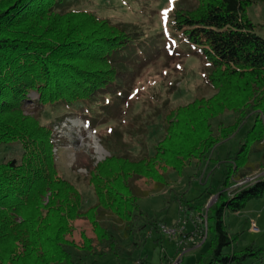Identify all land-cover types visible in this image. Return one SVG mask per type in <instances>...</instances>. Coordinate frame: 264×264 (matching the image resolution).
<instances>
[{
  "label": "trees",
  "instance_id": "1",
  "mask_svg": "<svg viewBox=\"0 0 264 264\" xmlns=\"http://www.w3.org/2000/svg\"><path fill=\"white\" fill-rule=\"evenodd\" d=\"M61 2L0 0V147L18 143L23 149L20 162H0V264H86L68 249L97 258L116 256L117 240L100 225L98 214L110 213L130 225L144 218L130 179L164 186L165 172L180 174L186 161L195 165L208 161L250 115L253 124L237 151L216 161L223 169L218 182L213 183L210 174L197 197L175 198L202 216L201 197L219 195L206 215L209 250L197 264H242L264 258V247L254 244L223 252L238 239L227 233L225 214L240 212L264 194V178L232 196L225 193L232 175L248 163L250 147L264 139V39L247 16L249 7L264 0H193L173 11L170 30L198 50L208 67L205 81L214 94L168 114L165 136L152 157L131 161L110 156L90 168L97 203L85 211L80 210V193L57 173L52 127L25 115L24 105L87 103L119 84L115 56L131 44L134 34L85 11H58ZM31 93L36 100L30 99ZM225 112L234 113L235 120L219 126L214 136L210 122ZM76 221L89 224L90 236L83 230L73 236Z\"/></svg>",
  "mask_w": 264,
  "mask_h": 264
},
{
  "label": "rangeland",
  "instance_id": "2",
  "mask_svg": "<svg viewBox=\"0 0 264 264\" xmlns=\"http://www.w3.org/2000/svg\"><path fill=\"white\" fill-rule=\"evenodd\" d=\"M192 3L193 0H62L57 7L61 12L85 11L134 34L131 44L115 56L119 84L115 82L87 103L24 105L25 115L52 127L57 173L80 193L81 211L97 203L89 183L90 168L110 156L131 161L152 157L165 136L168 114L214 94L205 81L208 67L198 50L170 30L173 11ZM168 9L171 10L165 21L164 12ZM247 16L254 32L264 39V3L249 7ZM29 97L37 99L35 93ZM235 116L225 112L212 120V134L217 135L219 126L233 123ZM252 124L250 115L238 132L216 147L208 161L199 165L193 160L186 161L180 174L165 172L164 186L149 179L131 178L129 187L144 218L130 225L110 213L99 210L98 214L100 225L117 240L116 256L97 258L74 249L68 251L86 264H197L209 250L206 215L208 208L218 203L219 195L201 197L200 216L179 204L175 194L191 200L202 193L201 185L209 180L210 174L212 182H218L223 169L216 161L221 162L227 154L237 151ZM250 151L246 166L237 170L229 180L231 184L225 187L227 196L264 178V139L253 144ZM22 154L18 143L2 146L0 162H20ZM224 222L229 235H238L233 247L223 251L225 254L251 244L264 247V194L247 202L240 212L225 214ZM72 224L75 238L82 230L90 236L87 222ZM242 264H264V258L248 259Z\"/></svg>",
  "mask_w": 264,
  "mask_h": 264
},
{
  "label": "snow or ice",
  "instance_id": "3",
  "mask_svg": "<svg viewBox=\"0 0 264 264\" xmlns=\"http://www.w3.org/2000/svg\"><path fill=\"white\" fill-rule=\"evenodd\" d=\"M171 9H168L164 12V18H165V21H167V18H168V12L170 11Z\"/></svg>",
  "mask_w": 264,
  "mask_h": 264
},
{
  "label": "built area",
  "instance_id": "4",
  "mask_svg": "<svg viewBox=\"0 0 264 264\" xmlns=\"http://www.w3.org/2000/svg\"><path fill=\"white\" fill-rule=\"evenodd\" d=\"M174 232H172V234H173Z\"/></svg>",
  "mask_w": 264,
  "mask_h": 264
}]
</instances>
